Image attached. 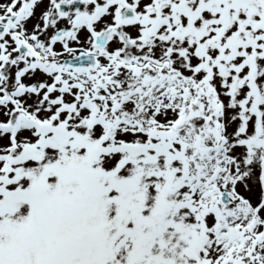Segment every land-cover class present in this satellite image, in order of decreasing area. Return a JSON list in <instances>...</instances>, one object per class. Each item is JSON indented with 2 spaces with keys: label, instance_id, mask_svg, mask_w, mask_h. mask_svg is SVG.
<instances>
[{
  "label": "snow or ice",
  "instance_id": "snow-or-ice-1",
  "mask_svg": "<svg viewBox=\"0 0 264 264\" xmlns=\"http://www.w3.org/2000/svg\"><path fill=\"white\" fill-rule=\"evenodd\" d=\"M0 264H264V0H0Z\"/></svg>",
  "mask_w": 264,
  "mask_h": 264
}]
</instances>
